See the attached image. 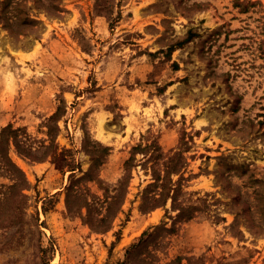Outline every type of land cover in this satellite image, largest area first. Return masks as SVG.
Returning <instances> with one entry per match:
<instances>
[{"label": "rangeland", "instance_id": "1", "mask_svg": "<svg viewBox=\"0 0 264 264\" xmlns=\"http://www.w3.org/2000/svg\"><path fill=\"white\" fill-rule=\"evenodd\" d=\"M234 1L0 0V130L46 139L64 106L46 159L9 152L28 189L0 202V264H264V0ZM95 142L108 154L76 183L94 204L68 214ZM169 159L174 204L140 210Z\"/></svg>", "mask_w": 264, "mask_h": 264}, {"label": "trees", "instance_id": "2", "mask_svg": "<svg viewBox=\"0 0 264 264\" xmlns=\"http://www.w3.org/2000/svg\"><path fill=\"white\" fill-rule=\"evenodd\" d=\"M247 4V2H246ZM245 4V5H246ZM234 6L239 7L243 4L239 0L234 1ZM60 103H63L60 100ZM64 114V106L59 105L56 107L55 112L48 118L47 123L44 124L45 132L44 135L46 139L38 140L31 138L25 128H14L12 125H7L0 130V177L6 178L9 181L7 186H4L5 192L2 193L3 196L0 197V202H3L7 206H10L12 210H21L23 206L26 205V195L24 193L25 190L28 189V181L22 172V170L15 164V162L11 159L9 152L13 149L16 154L22 158H26L32 162H40L46 159L54 150L55 139L59 132V127L57 125L60 117ZM100 150V153L97 154L95 149L96 147ZM95 146L90 150V168L86 173L79 178H74V176L70 177V182L66 187V208L67 212L72 213L71 211V203H75V200L81 201L79 204V208L75 209L77 211L81 208H86L87 213L89 212V208L91 204L86 198L81 197V186L77 185V182H80L83 179L93 180V170L98 168L102 163L104 156L108 154L109 149L107 147L102 146L99 143L95 142ZM148 147L141 148V146H137L132 148L130 152V156L124 161V171L130 170V168L135 167V158L134 155L136 152L141 151V154L145 156V152ZM139 153V152H138ZM174 159H169L164 163V175L161 177L160 174H153V179L156 182H160V188L162 192L158 195L159 198H148L146 194L147 191H144L142 194V203L140 204V210H152L157 205L164 206L167 199H170L174 204L176 198V184L171 182L170 176L175 173V165L173 163ZM130 178L129 176L124 177L122 182H120V187L124 184V180ZM127 179V183H128ZM122 188H120L121 190ZM109 199V200H108ZM95 202V201H92ZM107 206L105 209V213L101 215V217L95 222L94 228L100 230H106L110 227V222L108 223V217L111 213V205L121 202L120 200V192L114 194L113 196L109 195L106 197L104 201ZM174 207V205L172 206ZM188 208H178V217H181L183 213H185ZM10 217H12L13 212H10ZM93 227V226H92ZM161 228H154V231L160 230ZM164 229V228H163ZM153 233L145 232L143 233V238L140 239L136 245H133L131 248L135 250L139 244L147 240V238L152 237ZM179 259L177 258L176 261ZM144 262V260H143Z\"/></svg>", "mask_w": 264, "mask_h": 264}]
</instances>
